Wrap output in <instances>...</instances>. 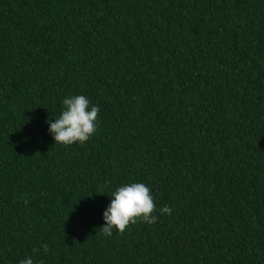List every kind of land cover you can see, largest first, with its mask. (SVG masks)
<instances>
[{"label":"trees","instance_id":"obj_1","mask_svg":"<svg viewBox=\"0 0 264 264\" xmlns=\"http://www.w3.org/2000/svg\"><path fill=\"white\" fill-rule=\"evenodd\" d=\"M77 95L97 130L55 144ZM131 183L157 221L103 235ZM27 257L264 264V0H0V264Z\"/></svg>","mask_w":264,"mask_h":264},{"label":"clouds","instance_id":"obj_2","mask_svg":"<svg viewBox=\"0 0 264 264\" xmlns=\"http://www.w3.org/2000/svg\"><path fill=\"white\" fill-rule=\"evenodd\" d=\"M64 110L55 122L47 121L49 132L55 144L72 145L79 142L83 145L97 130V116L100 111L96 105L84 95L69 96L63 100ZM27 203V200H25ZM156 205L150 194V189L143 183H131L117 188L112 193L111 203L103 213L105 223L100 227L105 236H112L114 230L123 234L129 224H136L142 219L148 225L154 224L158 217L153 215ZM161 214H171V209L164 206ZM48 252V245H42ZM34 252L39 249H33ZM20 264H33L31 257L20 261Z\"/></svg>","mask_w":264,"mask_h":264}]
</instances>
